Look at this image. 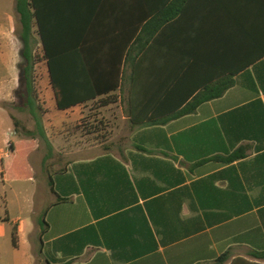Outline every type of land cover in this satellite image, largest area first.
<instances>
[{
	"label": "crops",
	"instance_id": "crops-1",
	"mask_svg": "<svg viewBox=\"0 0 264 264\" xmlns=\"http://www.w3.org/2000/svg\"><path fill=\"white\" fill-rule=\"evenodd\" d=\"M15 1L0 0V26L15 25ZM172 1L42 0L54 27L90 21L93 39L109 52L144 5L163 6L171 19L151 36L150 66L140 80L164 77L168 90H202L223 79L232 86L164 126L137 127L128 109L129 131L99 144L45 130L52 150L80 157L48 175L53 192L48 177L44 184L31 172L28 212L11 210L4 195L0 264H264V0H182L173 16L179 4ZM123 69L129 96L130 69ZM8 73L9 83L0 76V161L9 142L25 140L3 105L15 89L11 59L0 62V75ZM138 88L139 103L147 87ZM93 150L104 151L88 155ZM238 150L245 157L233 163L214 159ZM0 182L12 186L1 175ZM37 196L47 200L44 209Z\"/></svg>",
	"mask_w": 264,
	"mask_h": 264
},
{
	"label": "trees",
	"instance_id": "trees-1",
	"mask_svg": "<svg viewBox=\"0 0 264 264\" xmlns=\"http://www.w3.org/2000/svg\"><path fill=\"white\" fill-rule=\"evenodd\" d=\"M165 1L158 0V3L164 4ZM172 2L179 4L173 16L181 10L182 0ZM144 6L145 9L136 19L134 27L132 25L131 28H126V34L119 35L122 41L114 44L116 47L109 52L104 49L102 41L97 40L98 38L93 39L96 35H94V27L90 25V21H78L79 24L73 26L60 24L54 27L44 15L42 0L15 1V12L20 24L21 57L24 60V107L34 120L35 130L45 143L48 156L53 150L33 101L31 74L33 67L40 62L38 58L46 65L49 86L54 94L55 107L59 111H67L89 102H99L100 107L117 103L123 91L122 81L126 75L123 66L130 69V74L126 76L130 86L129 116L131 123L141 128L164 126L171 120L189 115L201 104L222 97L232 86V80L226 82L223 79L214 85H205L202 90L183 89L181 84L175 85V89L168 90L164 77L163 81L152 80L149 73L146 81L142 82L140 77L144 75L140 73L141 69L148 72L150 66L151 36L171 19V17H166V10L163 6L158 9ZM35 36L38 37L40 43V57L33 54ZM95 40L96 43H94ZM135 54L140 57L136 59ZM142 84L147 87V90L138 103L135 102L136 97L134 96ZM13 124L16 127L18 125L14 120ZM23 133L31 140L36 138L33 131ZM33 148L34 144L29 140L9 142L10 154L0 161V175L4 183L25 181L31 178L27 156ZM244 157L243 150H238L230 156L214 159L223 164H230ZM47 184L53 192L51 176H48ZM40 224L47 227L44 215ZM12 244L16 247L15 228L12 232Z\"/></svg>",
	"mask_w": 264,
	"mask_h": 264
},
{
	"label": "rangeland",
	"instance_id": "rangeland-1",
	"mask_svg": "<svg viewBox=\"0 0 264 264\" xmlns=\"http://www.w3.org/2000/svg\"><path fill=\"white\" fill-rule=\"evenodd\" d=\"M7 31L9 32L8 35H6ZM19 34L20 24L18 18H16L14 26L9 28L0 26V62L5 65V63L9 62L11 59L13 61V66L16 68V74L14 75L15 89L10 96V101L3 105L9 109L12 115L11 118L18 123L17 127L14 126V130L18 137L32 142L36 141L38 149L34 150L36 143H33L34 148L29 153V156H27V164L30 172H34V177L38 180H44L45 184L48 175L60 168L62 162L80 156H77L78 154L70 155L69 153L71 150H53L50 156L47 155L48 151L46 145L39 138L35 130L34 120L24 107V60L21 57L22 43ZM35 39L33 54L40 57V43L38 37L35 36ZM38 61L40 62L33 67L31 74V79L33 80L32 88L34 91L33 101L44 130L51 136L63 133L64 137H67L68 140L73 137L77 139L76 142H80V138H83L81 141L86 140L91 144H99L103 143L107 136L113 135L114 131L115 134L119 130L123 131L124 134L129 131L131 124L128 120L127 91L124 90L122 94H120V99L117 103L107 107H100L99 102H90L84 106L73 108L70 111H59L55 107L53 93L48 85L46 65L44 61H41L39 58ZM0 76L4 78V82L2 83L5 84L10 82L9 79L11 76L9 73ZM60 124L63 125L61 126L62 129H59ZM25 131L35 132L36 138L34 140L27 138L23 133ZM116 141L118 142V140H115V142ZM103 151L104 150H93V153L88 155H95V153ZM58 161H60V163H58ZM11 182L12 186L10 188L12 189H7V187H5V189L0 182V215H2L4 210V195H7L8 205L11 210L22 209L28 212L31 209L35 187L33 188V185L27 183L26 180ZM43 186V184H40L38 189ZM36 198L38 204L44 202V204H42V209H44L48 204L47 200H39L38 196ZM37 216H40V213Z\"/></svg>",
	"mask_w": 264,
	"mask_h": 264
}]
</instances>
